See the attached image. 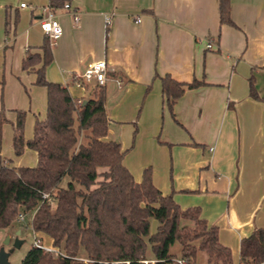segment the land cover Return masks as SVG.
<instances>
[{
    "label": "crops",
    "instance_id": "obj_1",
    "mask_svg": "<svg viewBox=\"0 0 264 264\" xmlns=\"http://www.w3.org/2000/svg\"><path fill=\"white\" fill-rule=\"evenodd\" d=\"M69 3L70 9L52 11L49 0H0V109L8 119L0 155L11 166L38 163L35 150L17 156L12 141L18 110L26 112V139L33 137L36 120L47 117V89L35 84L42 62L26 69L22 62L28 53L42 55L40 20L52 11L63 35L51 42L47 79L68 85L76 99H88L96 82H75L90 64L105 60L112 69L104 85L106 139L127 150L124 164L136 180L150 166L163 194L173 193L182 208L200 207L239 264L242 238L264 228V101L249 93L253 77L264 96V0H231L234 25L220 23L219 0ZM165 75L208 83L176 101L178 122L162 92Z\"/></svg>",
    "mask_w": 264,
    "mask_h": 264
},
{
    "label": "trees",
    "instance_id": "obj_2",
    "mask_svg": "<svg viewBox=\"0 0 264 264\" xmlns=\"http://www.w3.org/2000/svg\"><path fill=\"white\" fill-rule=\"evenodd\" d=\"M71 1L49 0V7L57 11ZM219 14L222 25H234L231 0H219ZM42 52L28 53L22 66L42 62L35 84L47 89V117L36 120L33 137L26 139V112L18 110L12 141L17 156L29 148L37 152L38 163L11 166L0 155V228L23 225L17 221L22 213L33 232L50 237L64 255L32 245L20 264H173L178 257L172 251L176 243L179 258L187 264H197L200 251L207 264H234L231 249L219 239L218 226L202 217L200 207L182 208L173 193L163 194L153 182L150 166L140 181L126 167L127 150L106 139L105 86L95 84L93 97L78 105L68 85L46 77L53 60L47 35ZM161 81L175 120L174 105L185 91L208 84L197 79L182 82L170 75ZM249 93L264 101L253 77ZM7 122L2 106L0 140ZM239 255V264H264L263 227L242 238Z\"/></svg>",
    "mask_w": 264,
    "mask_h": 264
},
{
    "label": "built area",
    "instance_id": "obj_3",
    "mask_svg": "<svg viewBox=\"0 0 264 264\" xmlns=\"http://www.w3.org/2000/svg\"><path fill=\"white\" fill-rule=\"evenodd\" d=\"M22 6H25V3L21 4ZM71 4L66 3L64 6V9H70ZM76 18L77 14L74 12ZM109 17H107V22H109ZM141 19L139 17L136 18V21L139 22ZM40 24L42 27V30L45 32V34L49 37L50 41L52 43H55L57 40H59L63 35V28L59 20L56 18L55 14L50 11L46 17L41 18ZM211 43H207V47L211 48ZM112 69L108 66L105 60L97 61L89 65V67L85 70V72L78 77L75 84L77 86L85 87L87 83L89 82H96V84L104 86L107 82V73L108 71H111ZM121 81L118 80V83ZM82 103V99H77V104L80 105ZM45 197H48V194L45 195ZM24 215L20 213L17 217L18 222H24ZM35 233V232H34ZM33 246L41 248L44 252H51L54 254H61L64 255V251H62L60 248L55 247L53 244H47L42 237L35 234V238L33 241ZM178 264H187L185 259H177Z\"/></svg>",
    "mask_w": 264,
    "mask_h": 264
},
{
    "label": "rangeland",
    "instance_id": "obj_4",
    "mask_svg": "<svg viewBox=\"0 0 264 264\" xmlns=\"http://www.w3.org/2000/svg\"><path fill=\"white\" fill-rule=\"evenodd\" d=\"M7 127L9 126L7 125ZM22 224L23 225H21V223H16L15 226L11 228H0V250L13 249V251L10 253L8 258L9 264H20V262L26 255L27 251L32 246L35 238V233L33 232L31 226L28 225V221H24L22 222ZM156 226H157V221L153 220L151 230L155 231ZM16 229L22 230V234L20 236L16 235ZM8 234L10 236V240L6 242ZM17 239L21 240L22 243L19 247H14V243ZM172 251L178 255V257L175 258V263L173 264H178L177 259H179L180 256V244L178 243L174 244L172 246ZM205 257H206L205 252L200 251L197 259V264H204V262L206 261Z\"/></svg>",
    "mask_w": 264,
    "mask_h": 264
},
{
    "label": "water",
    "instance_id": "obj_5",
    "mask_svg": "<svg viewBox=\"0 0 264 264\" xmlns=\"http://www.w3.org/2000/svg\"><path fill=\"white\" fill-rule=\"evenodd\" d=\"M8 242V241H6ZM22 241L17 239L14 243V247H19L21 245ZM13 251V249L10 250H5L1 249L0 250V264H9L8 258L10 253Z\"/></svg>",
    "mask_w": 264,
    "mask_h": 264
}]
</instances>
